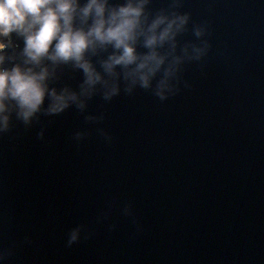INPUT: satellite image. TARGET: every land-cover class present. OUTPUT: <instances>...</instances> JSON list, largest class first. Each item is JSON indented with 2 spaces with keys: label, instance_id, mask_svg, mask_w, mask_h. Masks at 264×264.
Returning a JSON list of instances; mask_svg holds the SVG:
<instances>
[{
  "label": "water",
  "instance_id": "95a60500",
  "mask_svg": "<svg viewBox=\"0 0 264 264\" xmlns=\"http://www.w3.org/2000/svg\"><path fill=\"white\" fill-rule=\"evenodd\" d=\"M182 11L207 22L212 44L184 71L190 87L164 102L97 97L99 125L69 109L0 138V246L16 245L6 264H264V0H184ZM82 127L91 135L77 145ZM78 224L92 238L69 248Z\"/></svg>",
  "mask_w": 264,
  "mask_h": 264
},
{
  "label": "clouds",
  "instance_id": "9594fccd",
  "mask_svg": "<svg viewBox=\"0 0 264 264\" xmlns=\"http://www.w3.org/2000/svg\"><path fill=\"white\" fill-rule=\"evenodd\" d=\"M183 8L184 0H163L159 7L155 0H0V138L69 109L84 125H99L105 114L89 110L97 97L110 103L142 90L164 102L190 87L184 71L202 67L212 44L207 22L193 21ZM189 32L194 39H184ZM69 75L79 77L75 84ZM45 132L41 126L37 138L43 141ZM95 132L112 143L103 127ZM90 135L82 127L71 139L79 145ZM110 213L111 207L98 221ZM122 214L140 230L131 203ZM82 234L85 240L93 235L84 224L71 228L66 246ZM15 246H0V262L6 264Z\"/></svg>",
  "mask_w": 264,
  "mask_h": 264
}]
</instances>
